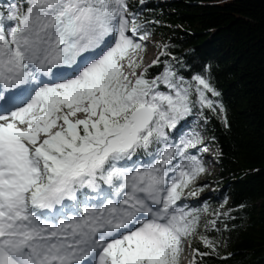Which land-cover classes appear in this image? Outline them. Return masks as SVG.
<instances>
[{
    "label": "snow or ice",
    "instance_id": "obj_1",
    "mask_svg": "<svg viewBox=\"0 0 264 264\" xmlns=\"http://www.w3.org/2000/svg\"><path fill=\"white\" fill-rule=\"evenodd\" d=\"M150 35L128 0L0 4V264H180L186 246L197 264L217 251L185 203L204 187L190 151L204 137L169 130L194 110L227 127L226 109L207 66L186 77L161 61L167 44L137 72Z\"/></svg>",
    "mask_w": 264,
    "mask_h": 264
},
{
    "label": "trees",
    "instance_id": "obj_2",
    "mask_svg": "<svg viewBox=\"0 0 264 264\" xmlns=\"http://www.w3.org/2000/svg\"><path fill=\"white\" fill-rule=\"evenodd\" d=\"M8 2L25 0H0ZM128 4L139 25L151 32L149 38L157 46L169 45L171 56L161 57L162 62L186 77L207 66L226 109L227 127L210 112H205L207 123L193 113L201 119L217 171L215 196L189 207L200 213L199 232L217 242V251L198 257L197 264H264V0ZM162 70L163 63L148 69L150 76ZM212 219L217 230L204 226ZM191 248L210 251L198 237Z\"/></svg>",
    "mask_w": 264,
    "mask_h": 264
},
{
    "label": "rangeland",
    "instance_id": "obj_3",
    "mask_svg": "<svg viewBox=\"0 0 264 264\" xmlns=\"http://www.w3.org/2000/svg\"><path fill=\"white\" fill-rule=\"evenodd\" d=\"M21 5H23L21 2H19ZM147 44L146 51L140 53V55L143 57V63L140 69H137V72L142 71L143 68L148 67L153 60L156 59L158 55V48H157V42L154 38H149L147 41H145ZM126 72H130V69L125 68ZM201 119L196 115L193 114L191 117L188 118L187 123L184 121H181V125L178 126V130L176 132L169 130L170 136L177 135L178 131H180L183 128L186 127H192L196 130L200 131L201 134L204 137V129ZM207 142H205L204 137V143L199 148L205 149L204 151H197L196 149L190 150L193 154H196L198 156H201L203 160L205 161L207 172L199 177V179L196 181V185L200 186L203 185V190L198 192L196 197H188V199L185 201V203L188 205V207L194 206L197 202H203L206 203L207 200L215 196V189L217 188L216 182H214V176L217 172L216 166H215V158L214 152L206 146ZM143 159V158H142ZM187 191V190H186ZM93 203H96L93 201ZM204 217V216H203ZM205 219V218H204ZM190 249L186 246L185 252L182 254L180 258V264H189V261L191 260L190 257Z\"/></svg>",
    "mask_w": 264,
    "mask_h": 264
}]
</instances>
